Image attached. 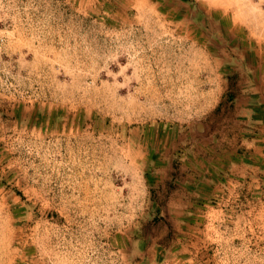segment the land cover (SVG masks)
Wrapping results in <instances>:
<instances>
[{"label":"rangeland","instance_id":"1","mask_svg":"<svg viewBox=\"0 0 264 264\" xmlns=\"http://www.w3.org/2000/svg\"><path fill=\"white\" fill-rule=\"evenodd\" d=\"M0 264H264V0H0Z\"/></svg>","mask_w":264,"mask_h":264}]
</instances>
